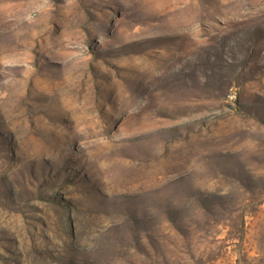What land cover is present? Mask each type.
<instances>
[{
	"label": "rangeland",
	"instance_id": "374dc122",
	"mask_svg": "<svg viewBox=\"0 0 264 264\" xmlns=\"http://www.w3.org/2000/svg\"><path fill=\"white\" fill-rule=\"evenodd\" d=\"M0 264H264V0H0Z\"/></svg>",
	"mask_w": 264,
	"mask_h": 264
}]
</instances>
